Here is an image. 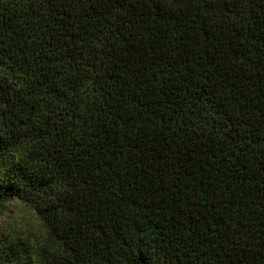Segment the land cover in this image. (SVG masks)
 I'll return each instance as SVG.
<instances>
[{
    "label": "trees",
    "instance_id": "16d2710c",
    "mask_svg": "<svg viewBox=\"0 0 264 264\" xmlns=\"http://www.w3.org/2000/svg\"><path fill=\"white\" fill-rule=\"evenodd\" d=\"M11 201L0 264H264V0H0Z\"/></svg>",
    "mask_w": 264,
    "mask_h": 264
},
{
    "label": "rangeland",
    "instance_id": "374dc122",
    "mask_svg": "<svg viewBox=\"0 0 264 264\" xmlns=\"http://www.w3.org/2000/svg\"><path fill=\"white\" fill-rule=\"evenodd\" d=\"M32 210L20 203L11 201L7 203L0 215V242L5 238L27 237L38 233ZM20 234V235H19Z\"/></svg>",
    "mask_w": 264,
    "mask_h": 264
}]
</instances>
